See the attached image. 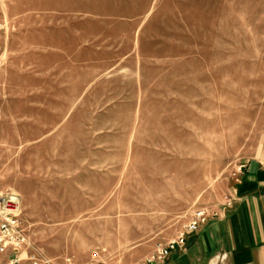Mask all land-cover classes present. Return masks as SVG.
I'll use <instances>...</instances> for the list:
<instances>
[{
    "label": "rangeland",
    "instance_id": "374dc122",
    "mask_svg": "<svg viewBox=\"0 0 264 264\" xmlns=\"http://www.w3.org/2000/svg\"><path fill=\"white\" fill-rule=\"evenodd\" d=\"M0 21V198L51 264H142L264 160V0H0Z\"/></svg>",
    "mask_w": 264,
    "mask_h": 264
},
{
    "label": "crops",
    "instance_id": "0c3cea01",
    "mask_svg": "<svg viewBox=\"0 0 264 264\" xmlns=\"http://www.w3.org/2000/svg\"><path fill=\"white\" fill-rule=\"evenodd\" d=\"M244 165L219 217L189 235L186 248H176L165 264H264V160Z\"/></svg>",
    "mask_w": 264,
    "mask_h": 264
},
{
    "label": "built area",
    "instance_id": "2783aa9c",
    "mask_svg": "<svg viewBox=\"0 0 264 264\" xmlns=\"http://www.w3.org/2000/svg\"><path fill=\"white\" fill-rule=\"evenodd\" d=\"M2 36L3 25L0 21V42ZM244 168L245 165H241L239 172ZM20 216L21 212L18 204L14 201L0 198V264H51V262L40 258L33 250ZM216 217H219V215L208 213L206 210L196 211L175 241L170 242L166 246H158L142 264L167 263L176 248H186L189 235L201 232L209 220ZM59 264L107 263L101 260L98 252L94 251L90 254L88 260L83 263L75 261L72 257H67Z\"/></svg>",
    "mask_w": 264,
    "mask_h": 264
}]
</instances>
